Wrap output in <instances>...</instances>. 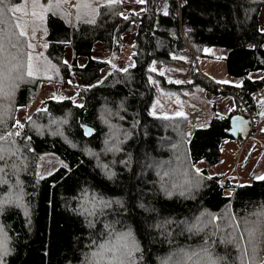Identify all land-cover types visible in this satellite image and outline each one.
<instances>
[{"label":"trees","instance_id":"1","mask_svg":"<svg viewBox=\"0 0 264 264\" xmlns=\"http://www.w3.org/2000/svg\"><path fill=\"white\" fill-rule=\"evenodd\" d=\"M20 2L5 0L0 16L11 29L0 35V77H8L0 88V254L9 250L0 264H264V180L238 182L203 165L220 164L222 144L234 140L233 114L205 127L150 114L168 85L161 74L151 79V66L187 64L206 47L227 49V72L241 80L226 92L207 89L238 88L255 107L264 0H145L137 12L107 0L74 21L49 18L42 45L19 35L23 10L8 9ZM134 32L133 65L108 71L95 45L117 56ZM29 62L37 75H27ZM193 67L188 86L201 80ZM75 80L69 97L34 111L43 83L67 89ZM46 155L62 165L42 177Z\"/></svg>","mask_w":264,"mask_h":264},{"label":"rangeland","instance_id":"2","mask_svg":"<svg viewBox=\"0 0 264 264\" xmlns=\"http://www.w3.org/2000/svg\"><path fill=\"white\" fill-rule=\"evenodd\" d=\"M114 1L122 2L123 8L132 12L140 10V6L145 2V0L141 3H138L137 0ZM106 2L107 0H21L19 5L23 6L22 17L27 21L24 26L22 25V28L40 43L44 38L43 33L49 18L60 16L74 21L80 17L81 11H92L94 8L98 10V7ZM33 12L36 14L32 15ZM9 30L11 29L6 20L2 24L0 23V35H9ZM135 35V32L125 34L123 46L117 56L112 57L100 43L95 45L94 55L110 63L108 71H112L114 68L124 71L133 65L131 48ZM67 53L68 59L71 60L72 51L69 50ZM204 54L205 56H193L192 62L187 64L155 62L151 66V69L153 67L156 69L152 71L151 79L153 80L157 74L163 73V78L168 84L158 87L157 94L150 105L152 116H174L183 113L189 118L193 127H205L214 117L241 114L239 103L231 94H217L207 89L211 86L213 91L217 90L214 88V84H240V79L230 76L227 72L225 58L228 50L221 47H206ZM192 65L194 66L192 69L199 72L201 80L193 86H188ZM175 81H183V83L177 84ZM172 83L174 85H170ZM79 85V81L75 80L72 86L61 89L55 82L43 83L34 111L46 100L69 97L75 91L74 87ZM253 108H257L255 130L250 133L247 139L225 141L221 146L222 160L220 164L214 167L203 163L211 174H220L224 178L234 177L238 182L243 180L249 183L264 177V135H262L264 133V89L255 95V107ZM61 165L60 158L46 155L39 164V173L42 177L47 176ZM113 236H116L115 243L123 239L122 236ZM116 245H113V250ZM103 255L108 257L109 261L114 259L113 252L107 255L103 252Z\"/></svg>","mask_w":264,"mask_h":264},{"label":"snow or ice","instance_id":"3","mask_svg":"<svg viewBox=\"0 0 264 264\" xmlns=\"http://www.w3.org/2000/svg\"><path fill=\"white\" fill-rule=\"evenodd\" d=\"M112 2H114V0H112ZM137 2H138V3H141V2H143V0H137ZM5 7H6V5H5V0H0V16H3V14H4V10H5ZM22 7H23V6L12 7V8H10V9H8V10L11 11L12 13H15V12L21 11V10H22ZM35 14H36L35 12L32 13V15H35ZM91 22L94 23L95 21L93 20V21H91ZM24 23L26 24L27 21H25ZM19 35H20V36H26L27 33H26V31L22 28L21 31H20V33H19ZM13 46H15V45H13ZM29 47H33V46H32L31 44H29ZM44 47H47V44H45ZM29 60H31V57L29 58ZM52 67L55 68L54 65H52ZM155 70H156V69H155L154 67L151 69V71H155ZM57 71H58V70H57ZM124 71H127V69H124ZM39 72H40V69H39V68H34V66H33V64H32L31 62L28 63V65H27V75H28V76H35V75H37ZM161 75H163V73H161ZM6 79H8L7 76L0 77V88L3 87V80H6ZM49 79H50V77H49ZM175 83L179 84V83H183V81H175ZM237 86H239V85H237ZM78 106H79V107H83V105H78ZM178 115H183V113H178ZM165 118H167V117H165ZM18 127L22 128L23 125H22V124H18ZM17 134H18V133H17ZM259 179L264 180V177H260ZM249 235H250V236L254 235V232H250ZM8 251H9V250H8L6 247L3 249L2 254H0V262H2V258H3V256L8 254ZM209 264H215V261L209 260Z\"/></svg>","mask_w":264,"mask_h":264},{"label":"built area","instance_id":"4","mask_svg":"<svg viewBox=\"0 0 264 264\" xmlns=\"http://www.w3.org/2000/svg\"><path fill=\"white\" fill-rule=\"evenodd\" d=\"M214 88L218 91L226 92V89L223 85L220 84H214ZM233 97L236 98V100L239 103L241 114L247 118L251 119V133L255 130V125L257 122V108H253L249 104V98L244 94L243 91H241L238 88H234L228 92Z\"/></svg>","mask_w":264,"mask_h":264},{"label":"water","instance_id":"5","mask_svg":"<svg viewBox=\"0 0 264 264\" xmlns=\"http://www.w3.org/2000/svg\"><path fill=\"white\" fill-rule=\"evenodd\" d=\"M228 133L234 139H247L251 133V119L241 114L233 115Z\"/></svg>","mask_w":264,"mask_h":264}]
</instances>
